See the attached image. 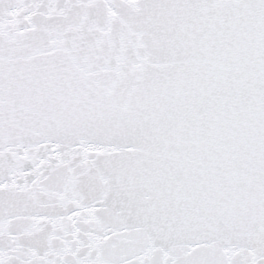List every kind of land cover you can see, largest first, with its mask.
Returning a JSON list of instances; mask_svg holds the SVG:
<instances>
[{
    "label": "snow or ice",
    "instance_id": "6c2138e0",
    "mask_svg": "<svg viewBox=\"0 0 264 264\" xmlns=\"http://www.w3.org/2000/svg\"><path fill=\"white\" fill-rule=\"evenodd\" d=\"M0 264H264V0H0Z\"/></svg>",
    "mask_w": 264,
    "mask_h": 264
}]
</instances>
